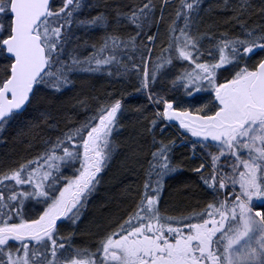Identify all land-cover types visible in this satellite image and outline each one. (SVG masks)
<instances>
[{
    "label": "snow or ice",
    "instance_id": "1",
    "mask_svg": "<svg viewBox=\"0 0 264 264\" xmlns=\"http://www.w3.org/2000/svg\"><path fill=\"white\" fill-rule=\"evenodd\" d=\"M201 2L179 0L167 46L155 61L151 48L141 54L140 64L129 57V67L118 54L138 50L137 37L154 23L153 0L116 12V22L134 25L135 36L107 34L83 58L76 49L68 50L73 27L107 29L110 19L103 12L80 19L83 0H60L59 6L55 0H0V59L5 61L0 64V130L27 111L41 86L58 92L72 83L76 71L94 73L116 65L118 75L120 70L136 73L139 90L149 91L152 103L163 109L158 119L178 121L199 138L208 164L194 171L213 193L199 211L175 216L162 211L163 180L175 169L170 146L161 142L151 153L134 207L101 235L94 250L73 247L70 237L60 236L58 222L76 223L115 151L111 138L123 111L115 99L45 141L47 147L36 157L0 172V264H264V59L248 63L264 50V24L249 27L241 19L251 17L252 7L250 0H241L233 17L239 34L194 35ZM169 3L162 0L161 20ZM258 13L264 17V6ZM205 39L211 42L207 48L202 47ZM147 40L155 45L154 36ZM175 62L188 67L153 94L162 70ZM180 89L184 96L203 92L209 99L194 111L183 108V96L169 95ZM42 115L47 123L50 117ZM151 123L155 127L157 121ZM62 169L73 174L65 176Z\"/></svg>",
    "mask_w": 264,
    "mask_h": 264
},
{
    "label": "trees",
    "instance_id": "2",
    "mask_svg": "<svg viewBox=\"0 0 264 264\" xmlns=\"http://www.w3.org/2000/svg\"><path fill=\"white\" fill-rule=\"evenodd\" d=\"M145 2L147 0H83L80 19L91 18L103 12L109 17L110 24L107 29L89 30L74 26L72 41L68 45L69 52L76 49V54L83 58L93 51L91 45L99 46L102 38L107 34L119 35L122 38L135 36L137 33L135 26L125 20L117 23L116 12H127L131 7L142 6ZM240 2L241 0H228L226 6L224 0H202L199 14L193 24V34L209 33L217 36L221 32H228L230 35L239 34L240 27L233 17L236 15L234 9H239ZM55 3L59 6L60 0H55ZM153 3L156 5L154 23L146 27L137 37L138 50H128L118 54L121 63L128 64L129 67H131L129 57L140 64L141 54L146 48H151L152 60L155 61L160 55L161 48L167 46L168 26L175 18L179 0H170L163 10V20L160 19L162 0H153ZM250 3L251 17L244 16L241 19H247L249 27L264 24V17L258 13V9L264 6V0H250ZM178 24L182 26L183 21H178ZM148 36L155 37V45L148 42ZM210 43L205 39L202 41V47L207 48ZM263 53L264 50H257L248 63L258 62L263 58ZM3 63L5 61L0 59V64ZM187 67V63L180 62L167 66L162 70L164 75L151 92L153 94L160 92L162 86L166 87L168 82ZM151 68L152 65L149 64L150 71ZM120 71L121 74L118 75L116 65L94 73L76 71L70 76L72 83L58 92L41 86L27 111L0 130V172H4L39 155L47 147L45 141L55 140L69 127L78 126L91 116L98 106L110 104L115 99L121 100L123 111L118 113L119 122L111 138L116 146L115 151L102 168L98 183L81 209L80 216L90 210L87 224L81 226L83 223L77 220L80 225L78 232L73 228L76 223L73 224L68 220L63 222V229L59 227V233L62 232L63 237L72 239L73 247L94 250L96 241L101 235L124 219L127 212L132 210L147 179L146 171L152 161L151 153L156 151L161 142L170 146L169 161L175 169L165 176L160 200L162 210L174 216L187 214L193 210L199 211L213 199V193L200 179L201 174L194 171L200 166V161L189 158L188 147L181 138L185 136L183 138L186 142L193 140L188 135L182 134L178 126H169L163 119L157 118L156 113L163 109L152 103L149 99V91L139 90L140 82L135 72L123 74L122 70ZM109 72L112 74L109 75ZM222 76H229V72H223ZM169 95L183 96L182 107L193 111L209 99L207 93L203 92L193 93L191 97L184 96L183 89ZM42 114L50 117L47 123ZM153 120L157 121L155 127L151 123ZM53 123L56 125L55 128L50 127ZM176 132H180L183 136L178 137ZM62 171L65 176L73 174L72 169H62ZM202 174L207 175L208 169L202 170ZM180 208L191 210L174 212L179 211ZM79 233L82 237H79ZM85 233L89 236L87 240L83 236L87 235ZM81 240L87 243L83 244Z\"/></svg>",
    "mask_w": 264,
    "mask_h": 264
},
{
    "label": "rangeland",
    "instance_id": "3",
    "mask_svg": "<svg viewBox=\"0 0 264 264\" xmlns=\"http://www.w3.org/2000/svg\"><path fill=\"white\" fill-rule=\"evenodd\" d=\"M165 122L167 124H169V126H172L171 123H168L167 121H165ZM181 130H183V129H181ZM180 138H181V136H180ZM181 139H182V142L188 147V150H189V158L190 159H197V160L200 161L201 164H205L207 166V164H208V158H207V156L205 154L206 153V150L202 149L201 145L198 144V143H196V141H197L198 138H195L194 137L193 138L194 140L191 141V142H186L183 137ZM194 144H195V147H194ZM211 151H215V149H211ZM100 177H101V172L98 174V179H100ZM165 178L166 177H164L163 185H164ZM160 207H161V204H160ZM161 210H162V207H161ZM184 210L188 211V210H191V209L190 208L189 209L188 208H184V209L180 208L179 211L177 210V211H174V212H180V211H184ZM162 211H164V210H162ZM89 212H90V210L86 211L84 213V215H82V216L79 217V219H78L77 222H82L83 224L81 223L82 224L81 226H84V224H87V221H88L87 218H88ZM77 222H76L75 226H73V228L76 229V231L78 232L80 225ZM84 230H86V229H84ZM85 234H87V233H85ZM74 236H75V234H74ZM83 236L86 237V240L89 239L88 234L87 235H83ZM79 237H82V235H80V233H79ZM83 239L85 240V238H83ZM84 240H81V243L86 244L87 242L84 241ZM71 241H72V239H71Z\"/></svg>",
    "mask_w": 264,
    "mask_h": 264
},
{
    "label": "flooded vegetation",
    "instance_id": "4",
    "mask_svg": "<svg viewBox=\"0 0 264 264\" xmlns=\"http://www.w3.org/2000/svg\"><path fill=\"white\" fill-rule=\"evenodd\" d=\"M181 131H182V134H184V135H188L192 140H194V139H193L194 137H192L190 133H187L186 130H181ZM176 135H177L178 137L183 136V135H181L180 132H176ZM183 137H185V136H183ZM195 138H196V137H195ZM198 139H199V138H198ZM198 139H197V140H198ZM128 212H130V211H128ZM128 212H127V213H128ZM126 216H127V214H126ZM126 216H125V217H126ZM125 217H124V218H125ZM26 218H27V217H26ZM65 221H66V219H63L62 221L58 222V225H59V227L61 226V229H63V222H65ZM17 222H18V221H17ZM61 233H62V232H61ZM61 233H59V235H60V236H63V233H62V234H61Z\"/></svg>",
    "mask_w": 264,
    "mask_h": 264
},
{
    "label": "water",
    "instance_id": "5",
    "mask_svg": "<svg viewBox=\"0 0 264 264\" xmlns=\"http://www.w3.org/2000/svg\"><path fill=\"white\" fill-rule=\"evenodd\" d=\"M263 59H264V57H263ZM165 121H167V120H165ZM169 123H175L178 127H179V122L178 121H168Z\"/></svg>",
    "mask_w": 264,
    "mask_h": 264
}]
</instances>
